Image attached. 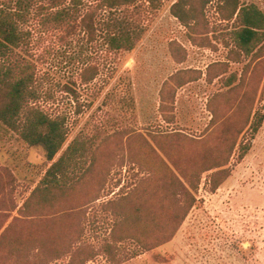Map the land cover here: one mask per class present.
<instances>
[{
	"label": "rangeland",
	"instance_id": "rangeland-1",
	"mask_svg": "<svg viewBox=\"0 0 264 264\" xmlns=\"http://www.w3.org/2000/svg\"><path fill=\"white\" fill-rule=\"evenodd\" d=\"M237 6L264 14V0L142 7L132 51L31 25L23 53L68 136L50 161L0 122V264H264V36L239 48ZM86 63L100 74L82 84ZM75 141L66 183L46 187Z\"/></svg>",
	"mask_w": 264,
	"mask_h": 264
},
{
	"label": "trees",
	"instance_id": "trees-1",
	"mask_svg": "<svg viewBox=\"0 0 264 264\" xmlns=\"http://www.w3.org/2000/svg\"><path fill=\"white\" fill-rule=\"evenodd\" d=\"M161 0H100L86 5L82 0H0V122L30 146H43L53 161L68 136L65 114H52L41 104L45 100L37 65L23 51L34 40L32 24L62 29L71 34L77 29L89 34L91 41L102 33L106 52L132 51L144 32L136 19L140 8L157 9ZM180 3H177L178 5ZM175 5V6H176ZM236 7L234 14L242 23L236 31L239 48L250 53L258 46L264 30V14L256 6ZM105 17L100 19V12ZM179 19L183 16L175 13ZM103 25V26H101ZM82 84H89L100 74L96 63H86ZM75 98L77 89L67 86ZM81 111V105H78ZM80 147L76 141L49 168L45 186L62 187ZM46 186V187H47Z\"/></svg>",
	"mask_w": 264,
	"mask_h": 264
}]
</instances>
